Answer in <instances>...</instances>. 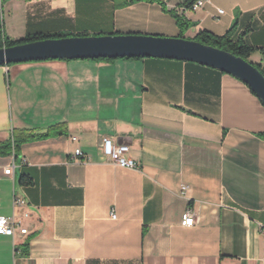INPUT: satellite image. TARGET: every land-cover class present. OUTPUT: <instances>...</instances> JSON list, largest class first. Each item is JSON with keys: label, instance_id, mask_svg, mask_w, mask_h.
Listing matches in <instances>:
<instances>
[{"label": "crops", "instance_id": "0c3cea01", "mask_svg": "<svg viewBox=\"0 0 264 264\" xmlns=\"http://www.w3.org/2000/svg\"><path fill=\"white\" fill-rule=\"evenodd\" d=\"M183 1L0 0V31L180 37L169 10ZM177 14L188 39L236 23L264 73V0ZM58 124L64 133L11 142ZM104 137L128 145L138 168L109 161ZM25 212L30 231L0 235V264H264V104L233 75L184 60L0 65V216Z\"/></svg>", "mask_w": 264, "mask_h": 264}, {"label": "water", "instance_id": "95a60500", "mask_svg": "<svg viewBox=\"0 0 264 264\" xmlns=\"http://www.w3.org/2000/svg\"><path fill=\"white\" fill-rule=\"evenodd\" d=\"M168 58L203 64L246 83L264 104V73L252 62L186 37L105 34L46 38L0 47V65L49 59Z\"/></svg>", "mask_w": 264, "mask_h": 264}, {"label": "trees", "instance_id": "16d2710c", "mask_svg": "<svg viewBox=\"0 0 264 264\" xmlns=\"http://www.w3.org/2000/svg\"><path fill=\"white\" fill-rule=\"evenodd\" d=\"M8 1V0H2V2ZM136 1H143V0H125L124 4H131ZM147 1H156L159 2L165 10L167 9V5L165 0H147ZM199 1V0H184L179 4V9H182V11H187L191 10L194 6V4ZM177 10H169L177 19V23L180 27V37H185L184 33L186 29L188 28L189 23L186 21V19L177 14L179 12V9ZM87 34H79L78 36H86ZM245 33H239L237 29V24H233L228 31L223 34V35H217L214 34L210 31L207 30H202L195 38L194 40H197L201 43L211 45L214 47L221 48L225 51L231 52L234 55L240 56L246 60H249V57L257 51V47L250 45L247 43V41L244 38ZM68 36H73L71 33H57V34H29L25 36L22 39L19 40H13L9 38L4 32L2 31V26H1V31H0V47H8V46H13L17 44H22L26 42H31V41H36V40H42L46 38H61V37H68ZM114 58H95L92 60H97V61H108V60H113ZM260 70V65H256ZM64 124H58L55 126H52L47 132L45 133H35L32 130H21L19 138L14 136L11 140L13 145L15 146V149L17 150V147L21 145V143L30 141V140H35L39 138H45L49 137L53 134H62L65 132V130H62ZM23 183L26 185L31 184V180L29 178H24Z\"/></svg>", "mask_w": 264, "mask_h": 264}, {"label": "built area", "instance_id": "2783aa9c", "mask_svg": "<svg viewBox=\"0 0 264 264\" xmlns=\"http://www.w3.org/2000/svg\"><path fill=\"white\" fill-rule=\"evenodd\" d=\"M204 3V0L197 1L192 9L200 8ZM220 13H223V10H219ZM103 150L105 155L108 157V160L111 161L114 165L124 168L136 169L138 168V164L135 160L129 158L127 154L130 151V147L125 144H117L110 137H104L103 139ZM75 157H79L83 155V152L78 149L74 153ZM13 166H9L6 169L7 174H12ZM187 189L186 186L183 187L185 191ZM14 205L16 206H25L26 201L14 197ZM30 217L29 212H25L22 215L15 213L11 217L0 216V235H7L13 238L17 236H24L29 233L30 229L27 225V219ZM112 217L116 218V214L113 212ZM196 221V216L194 211L189 208L186 210L182 224L184 226H193ZM264 234V232H263Z\"/></svg>", "mask_w": 264, "mask_h": 264}, {"label": "rangeland", "instance_id": "374dc122", "mask_svg": "<svg viewBox=\"0 0 264 264\" xmlns=\"http://www.w3.org/2000/svg\"><path fill=\"white\" fill-rule=\"evenodd\" d=\"M2 20V19H1Z\"/></svg>", "mask_w": 264, "mask_h": 264}]
</instances>
